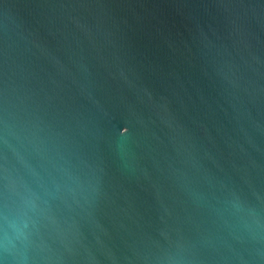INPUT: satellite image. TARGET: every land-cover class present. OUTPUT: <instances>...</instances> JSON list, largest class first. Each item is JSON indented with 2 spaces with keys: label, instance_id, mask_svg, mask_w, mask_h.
I'll use <instances>...</instances> for the list:
<instances>
[{
  "label": "water",
  "instance_id": "obj_1",
  "mask_svg": "<svg viewBox=\"0 0 264 264\" xmlns=\"http://www.w3.org/2000/svg\"><path fill=\"white\" fill-rule=\"evenodd\" d=\"M0 264H264V0H0Z\"/></svg>",
  "mask_w": 264,
  "mask_h": 264
}]
</instances>
